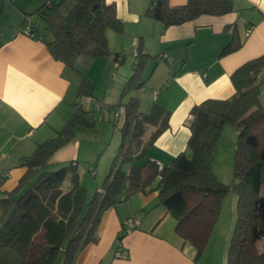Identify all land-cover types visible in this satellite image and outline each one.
Masks as SVG:
<instances>
[{"label":"trees","instance_id":"1","mask_svg":"<svg viewBox=\"0 0 264 264\" xmlns=\"http://www.w3.org/2000/svg\"><path fill=\"white\" fill-rule=\"evenodd\" d=\"M232 10V0H187L175 6L168 0H150L145 14L167 27L202 14L221 15ZM31 13L40 19L37 25L29 24L32 37L42 39V33L50 30L49 52L73 68L80 56L109 54L106 31L121 32L123 26L115 5L106 0H42ZM31 13L23 17L21 31ZM137 47L139 54L121 95L146 83L143 72L153 57ZM236 47L230 42L222 53ZM123 57L120 52L113 55L119 62ZM263 70L264 54L247 60L230 75L235 89L231 97L194 104L189 111L186 149L162 169L145 151L168 127L169 111L154 102L143 112L136 96L119 102L117 106L124 112L119 146L90 198L80 183L76 160L55 170L46 169L52 154L74 136L75 128L89 123L83 98L93 95L83 77L72 114L54 137L37 144L24 157L26 170L16 187L0 194V251H14L19 264H75L78 253L98 239V226L107 209L134 193L156 191L158 204L176 221V234L195 248L197 259L222 198L232 190L237 195L236 216L225 264H264V104L259 99ZM227 125L236 130L229 184L220 182L211 167V154ZM125 229L118 235L119 241Z\"/></svg>","mask_w":264,"mask_h":264},{"label":"crops","instance_id":"2","mask_svg":"<svg viewBox=\"0 0 264 264\" xmlns=\"http://www.w3.org/2000/svg\"><path fill=\"white\" fill-rule=\"evenodd\" d=\"M12 1L19 17L7 27L0 24V175L7 174L0 183V194L16 187L26 170L24 157L37 144L52 138L50 133L56 134L61 123L64 125L73 112V95H77V91L70 93L73 82L66 73L67 66L53 58L46 45L52 33L45 36L43 32L39 39L20 30L23 17L42 0ZM106 1L115 5L116 16L123 23L121 32L106 31L113 55L126 46H139L153 57L143 72L146 83L138 92L139 109L147 112L157 102L169 111L168 127L145 151L147 158L166 167L186 149L191 107L207 98L231 97L235 92L231 73L245 61L264 54V0H232L230 12L202 14L167 27L145 14L150 0ZM186 1L168 3L175 6ZM0 6L2 14L4 0ZM37 23L28 17L25 24ZM230 42L237 47L222 53ZM259 99L264 104V82ZM79 150L80 143L74 137L52 156H57V163L66 164L78 161ZM156 200V191L137 192L129 199V209H107L98 226V239L78 253L75 264H198L195 248L176 234V221L170 219L166 208L146 209ZM130 215L140 220L124 232L120 240L123 253L117 257L118 235ZM261 246L264 248V242ZM6 250L0 251V264H19Z\"/></svg>","mask_w":264,"mask_h":264},{"label":"rangeland","instance_id":"3","mask_svg":"<svg viewBox=\"0 0 264 264\" xmlns=\"http://www.w3.org/2000/svg\"><path fill=\"white\" fill-rule=\"evenodd\" d=\"M4 6H6V8L3 10L2 14H0V24L7 27L11 24L12 20H17L16 18L19 17V14L14 9L12 0H4ZM28 17L33 23L40 22L36 13H31ZM44 32L45 36H49L51 33L50 30H45ZM133 47L126 46V48L118 50V52L124 55V60L121 61L117 67H114L115 61L113 59V53L110 51L111 49L108 48L110 53L107 55L95 57L80 56L74 61V68L71 66H67L66 68V73L69 74L73 82L70 93L78 91L81 79L85 77L86 83L90 86L94 98L103 103L102 109H98L94 107L92 103L87 104L85 102V108H88L86 119L89 123L79 124L75 128V134L72 137H75L76 141L80 143L79 158L77 157L78 172L80 183L85 187L87 198L91 197L94 186H96L97 183L100 184L107 174L110 162L119 146V128L123 122L124 112L123 108L117 106V104L119 102H126L133 94H136V97L138 96V100L141 96L140 93H138L141 88L134 89L129 93L121 95L125 83L124 78L131 73V64L135 60V57L132 55ZM69 96H71V94ZM76 96L73 95L74 98L72 101L76 100ZM115 108L117 109L115 111L118 115L117 120L114 119V117H116L114 112ZM65 116L66 115H64V118H67ZM62 125L63 123H61L58 129L61 128ZM54 135L56 134L50 133V136L53 137ZM221 135V138H219L211 154V167L220 182L229 184L233 179L232 169L236 130L234 127L227 125ZM61 153L62 151L60 154ZM60 154L58 153L56 155ZM57 161V156H51L49 163L46 165V169L55 170L60 168L63 164L57 163ZM130 197L121 200L115 206L118 209H129L128 204ZM236 200L237 195L232 190L222 198L219 213L210 232L208 241L196 260L198 264H225L228 242L232 234L236 216ZM156 202L157 205H155ZM160 205L161 204H158L156 200L148 205L146 209L151 207H153L152 209H160ZM162 206L163 205H161V207ZM132 216L137 219L135 215H130V217ZM168 216H170V219H174L170 214ZM171 221L172 220H170V222ZM2 253L3 252L0 254ZM6 253L14 255V257L18 259L14 251L6 250Z\"/></svg>","mask_w":264,"mask_h":264},{"label":"built area","instance_id":"4","mask_svg":"<svg viewBox=\"0 0 264 264\" xmlns=\"http://www.w3.org/2000/svg\"><path fill=\"white\" fill-rule=\"evenodd\" d=\"M250 31V28L247 29L246 31V34ZM23 33H25L26 35L28 36H31L32 37V28L29 24H25V26L23 27ZM139 54V50H138V47H133L132 48V55L136 58ZM119 64V61H115V67H117ZM154 93H156V90L154 91ZM84 102H86L87 104H93L94 107H97L98 109H102L103 107V103L101 101H98V99L92 97V96H85L84 97ZM115 115H116V118L118 117L117 115V112H115ZM163 166L158 164V169H162ZM7 174H3V175H0V183L1 181L5 178ZM138 224V220L135 218V217H130L128 218V220L126 221V230H130L134 227H136V225ZM122 253H123V246L121 244V242L119 241L117 246H116V251H115V255L117 257H120L122 256Z\"/></svg>","mask_w":264,"mask_h":264}]
</instances>
